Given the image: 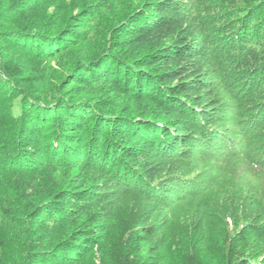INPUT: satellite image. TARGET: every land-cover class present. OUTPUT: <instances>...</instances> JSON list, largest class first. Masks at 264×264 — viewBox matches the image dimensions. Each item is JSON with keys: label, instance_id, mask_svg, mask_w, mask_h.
I'll list each match as a JSON object with an SVG mask.
<instances>
[{"label": "trees", "instance_id": "trees-1", "mask_svg": "<svg viewBox=\"0 0 264 264\" xmlns=\"http://www.w3.org/2000/svg\"><path fill=\"white\" fill-rule=\"evenodd\" d=\"M0 264H264V0H0Z\"/></svg>", "mask_w": 264, "mask_h": 264}, {"label": "rangeland", "instance_id": "rangeland-1", "mask_svg": "<svg viewBox=\"0 0 264 264\" xmlns=\"http://www.w3.org/2000/svg\"><path fill=\"white\" fill-rule=\"evenodd\" d=\"M67 1H69V0H67ZM53 9V7L51 8V10ZM214 109H217V108H214Z\"/></svg>", "mask_w": 264, "mask_h": 264}]
</instances>
